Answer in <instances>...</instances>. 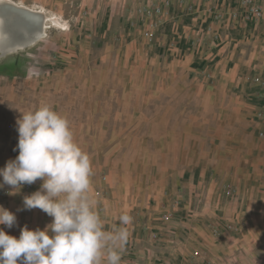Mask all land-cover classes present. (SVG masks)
I'll use <instances>...</instances> for the list:
<instances>
[{
	"label": "rangeland",
	"instance_id": "obj_1",
	"mask_svg": "<svg viewBox=\"0 0 264 264\" xmlns=\"http://www.w3.org/2000/svg\"><path fill=\"white\" fill-rule=\"evenodd\" d=\"M20 1L65 25L0 57V168L17 120L46 104L90 157L105 230L132 217L121 264H264V210L242 211L264 190V0ZM41 183L0 189L19 231L52 222L23 206Z\"/></svg>",
	"mask_w": 264,
	"mask_h": 264
},
{
	"label": "clouds",
	"instance_id": "obj_2",
	"mask_svg": "<svg viewBox=\"0 0 264 264\" xmlns=\"http://www.w3.org/2000/svg\"><path fill=\"white\" fill-rule=\"evenodd\" d=\"M18 155L0 168V189L9 195L42 181L24 196V209L38 208L52 217L43 230L21 228L19 238L0 229V264H121L132 217L120 215L122 227L105 230L93 211L92 164L74 139L68 119L48 105L17 120ZM16 216L0 207V225L12 228Z\"/></svg>",
	"mask_w": 264,
	"mask_h": 264
},
{
	"label": "bare ground",
	"instance_id": "obj_3",
	"mask_svg": "<svg viewBox=\"0 0 264 264\" xmlns=\"http://www.w3.org/2000/svg\"><path fill=\"white\" fill-rule=\"evenodd\" d=\"M62 25L60 16L43 6L0 0V57L33 48L44 39L48 28Z\"/></svg>",
	"mask_w": 264,
	"mask_h": 264
},
{
	"label": "crops",
	"instance_id": "obj_4",
	"mask_svg": "<svg viewBox=\"0 0 264 264\" xmlns=\"http://www.w3.org/2000/svg\"><path fill=\"white\" fill-rule=\"evenodd\" d=\"M257 73H260V77H262L263 81H264V67H261L260 69H258V72ZM228 78V77H227ZM229 82L231 85L234 83V79L232 78H228ZM238 82H236L235 84H237ZM235 84H233V86H235ZM257 101H258V107L256 108L258 111H259V115L263 116L264 117V86H262L260 88V91L259 93L257 94ZM263 123H264V120H263ZM262 132V131H261ZM263 132H264V129H263ZM257 141H260L259 145L262 144L264 145V138L263 137H260L259 134H258V137H257ZM260 157H263L264 154L260 153L259 154ZM195 173H192V178L194 177ZM260 195H259V200H255L256 197H254V195H242V211H248L250 212L251 211V206H254V208L256 207H259V210L260 211H263L264 210V190L263 191H260ZM218 196V195H217ZM216 195L212 196L211 200L212 202H217V204H220V198H217ZM236 199H234L233 201H230V205L234 206V205H237L239 203V198L240 197H235ZM222 204L227 208L229 209L230 206L229 204H227L225 202V200H222ZM19 223H15V225L12 227V228H7L6 226L4 225H1L0 226V229H3L5 231L6 234L8 235H11V236H14L16 238H19V235H20V231L18 229H20V225H18Z\"/></svg>",
	"mask_w": 264,
	"mask_h": 264
},
{
	"label": "built area",
	"instance_id": "obj_5",
	"mask_svg": "<svg viewBox=\"0 0 264 264\" xmlns=\"http://www.w3.org/2000/svg\"><path fill=\"white\" fill-rule=\"evenodd\" d=\"M149 34H151L149 31H146V35H149ZM259 136L260 137H264V132L262 131V132H260L259 133Z\"/></svg>",
	"mask_w": 264,
	"mask_h": 264
}]
</instances>
